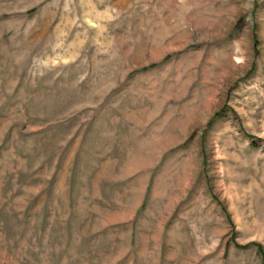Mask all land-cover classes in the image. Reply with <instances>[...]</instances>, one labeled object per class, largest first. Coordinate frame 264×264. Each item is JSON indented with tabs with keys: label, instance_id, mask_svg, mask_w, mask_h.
Returning a JSON list of instances; mask_svg holds the SVG:
<instances>
[{
	"label": "rangeland",
	"instance_id": "rangeland-1",
	"mask_svg": "<svg viewBox=\"0 0 264 264\" xmlns=\"http://www.w3.org/2000/svg\"><path fill=\"white\" fill-rule=\"evenodd\" d=\"M0 264H264V0H0Z\"/></svg>",
	"mask_w": 264,
	"mask_h": 264
}]
</instances>
